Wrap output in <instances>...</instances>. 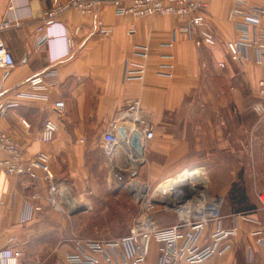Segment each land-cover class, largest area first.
<instances>
[{"label":"crops","instance_id":"obj_1","mask_svg":"<svg viewBox=\"0 0 264 264\" xmlns=\"http://www.w3.org/2000/svg\"><path fill=\"white\" fill-rule=\"evenodd\" d=\"M247 1L264 7V0ZM52 3L0 0V37L14 61L12 68H0V104L17 102L0 113V132L11 136L24 161L46 153L55 181L67 185L76 197L113 191L109 188L113 177L125 180L135 168L137 177L153 187L183 172L201 173L209 195L222 199L221 227L237 229L230 238L231 249L202 264H264V212L256 198L264 189V167L259 170L264 166V122L251 110L258 82L264 79V59L258 61L253 49L244 50L240 61L230 59L226 44L241 35L227 20L232 2L216 1L206 13L215 39L212 47L197 48L172 16L133 19L117 15L110 5L91 15L70 11L59 16L48 32V43L36 47L35 30ZM75 28L79 33L73 39L74 51L65 57V38ZM99 28L110 29V35L98 37ZM173 36L172 49L162 48ZM136 45L150 49L145 76L142 81L125 80V62L135 61ZM166 54L173 56L170 78L160 74ZM38 75L45 76L44 85L31 89L28 81ZM134 100L152 127L153 138L133 167L129 160L136 157L133 149L121 145L108 156L103 135L114 127L132 126L117 120ZM58 101L64 104L62 112L53 108ZM47 119L54 120L58 130L51 142L42 143L38 135ZM38 185L42 199L33 201L27 179L6 176L0 169V250H20V264H38L43 251L39 245L49 241L45 234L64 229V219L45 202L42 174ZM128 198L132 202L129 194ZM36 206L42 211L32 213ZM238 214H247L250 221L234 219ZM213 228L210 224L205 229L199 246L209 242ZM63 248L59 240L53 250ZM156 249L151 244L152 261Z\"/></svg>","mask_w":264,"mask_h":264},{"label":"built area","instance_id":"obj_2","mask_svg":"<svg viewBox=\"0 0 264 264\" xmlns=\"http://www.w3.org/2000/svg\"><path fill=\"white\" fill-rule=\"evenodd\" d=\"M219 0H53L49 10L42 14L41 21L34 34L36 47L46 45L50 40L49 30L56 25V19L70 11L80 15H91L102 5H110L120 16L133 19H144L154 16H172L181 24L180 32H186L194 38L197 48L212 47L215 44L212 29L207 22L206 13L210 5ZM232 6L228 11L227 20L233 23L241 35L237 40L228 42L226 49L232 61H240L244 50H255L257 60L264 59V7H252L247 0H230ZM5 25V24H4ZM3 27L0 28V31ZM79 33L75 28L71 36L65 38V57L74 51V37ZM111 31L99 28L96 35L106 38ZM172 40L161 47L171 50ZM150 55L147 45L134 47L135 61L125 62L124 79L142 81L145 76L146 61ZM166 64L160 65V74L171 77L173 56L162 55ZM14 61L0 37V68L10 69ZM221 68L222 64L219 65ZM45 76L38 75L29 79L31 89L44 85ZM17 97H32L17 94ZM17 102L0 104V113L8 108H14ZM53 108L62 112L64 104L60 101L53 104ZM252 112L260 122H264V79L258 82L257 99L252 103ZM137 100L129 102L118 114V122H127L130 133L138 131L143 138V144L152 140L151 125L143 117ZM27 127L25 122H22ZM103 135V149L108 156H113L117 148L125 145L130 148L128 141L121 139L118 129ZM127 128V127H126ZM58 130L54 120L43 122L38 135V141L49 143ZM264 140V136H263ZM0 152L4 155L0 159V169L6 176H17L27 179L31 186L30 199L40 201L42 195L39 190L38 178L42 174L47 185L45 202L54 212L69 216L79 208H83L81 200L73 195L67 185L55 181L51 172L49 156L44 152L37 153L33 158L24 161L18 146L6 132H0ZM183 172L176 178L167 181L180 183L172 184L164 189L156 186L149 191V187L133 180L128 185V194L136 206V212L131 220L128 233L120 238L106 241H75L70 250L65 251L57 264H202L212 257H221L231 249L230 238L236 234V227L224 230L221 227L220 209L222 199L209 195L207 180L201 173L186 179ZM187 174V175H188ZM183 179V180H182ZM165 181V182H167ZM136 185V186H135ZM171 191L165 194L164 191ZM259 210L264 212V189L256 193ZM42 209L33 207L31 212L38 213ZM157 213H169L177 222L169 226H160L155 219ZM234 219L249 222L247 214H238ZM213 224L209 235V242L201 247L199 240L205 229ZM151 244L156 246L157 258L150 260ZM22 252L7 247L0 250V264H20Z\"/></svg>","mask_w":264,"mask_h":264},{"label":"rangeland","instance_id":"obj_3","mask_svg":"<svg viewBox=\"0 0 264 264\" xmlns=\"http://www.w3.org/2000/svg\"><path fill=\"white\" fill-rule=\"evenodd\" d=\"M132 166L134 167V164ZM263 167L260 166L259 170L261 171ZM129 171L132 175H128L125 180L120 181L113 177L110 182L112 185L109 186L110 190L114 189L113 191L108 193L102 191L98 196L93 197H78L83 203L82 212L73 216H64L56 213L64 219V229L59 232L52 230L45 234L49 241L43 246L39 245L43 251L42 255H40L41 259L39 256L36 262L38 264H57L63 249L71 247L75 241H106L125 236L136 212L135 206L128 198L129 183L136 180L149 187L151 192L156 188L149 186L138 178L136 168ZM172 216L169 213H157L155 219L160 226H169L174 223ZM59 240L64 248L54 251L55 243ZM45 249L48 250L46 255L43 254Z\"/></svg>","mask_w":264,"mask_h":264},{"label":"water","instance_id":"obj_4","mask_svg":"<svg viewBox=\"0 0 264 264\" xmlns=\"http://www.w3.org/2000/svg\"><path fill=\"white\" fill-rule=\"evenodd\" d=\"M118 134L121 139L127 140L130 148L138 155H143L144 144L143 138L140 132L133 131L130 133L129 129L127 128H119ZM171 191L166 190L164 191L165 194H170ZM83 211V208H79L76 212L72 213L71 216L76 215Z\"/></svg>","mask_w":264,"mask_h":264},{"label":"bare ground","instance_id":"obj_5","mask_svg":"<svg viewBox=\"0 0 264 264\" xmlns=\"http://www.w3.org/2000/svg\"><path fill=\"white\" fill-rule=\"evenodd\" d=\"M141 156L142 155H138V154H136V157L134 158V159H132V158H130L129 160L131 161V162H133V163H131V164H134V162H138L139 160H141ZM188 173H185V175H183L186 179H188L189 177H194L195 175L197 176V173H195V172H192V173H190V174H188ZM183 180V179H182ZM181 181V180H180ZM180 181H179V179H177L176 181H173V182H171V181H167V182H163L162 184H160V187L159 188H161V189H164V188H167V187H169L171 184H172V186H175V185H177V184H179L180 183ZM136 186V185H135Z\"/></svg>","mask_w":264,"mask_h":264},{"label":"trees","instance_id":"obj_6","mask_svg":"<svg viewBox=\"0 0 264 264\" xmlns=\"http://www.w3.org/2000/svg\"><path fill=\"white\" fill-rule=\"evenodd\" d=\"M259 206V205H258Z\"/></svg>","mask_w":264,"mask_h":264}]
</instances>
